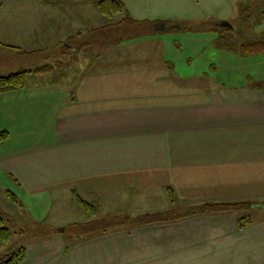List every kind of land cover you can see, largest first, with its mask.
<instances>
[{"label":"crops","instance_id":"1","mask_svg":"<svg viewBox=\"0 0 264 264\" xmlns=\"http://www.w3.org/2000/svg\"><path fill=\"white\" fill-rule=\"evenodd\" d=\"M73 41L63 45L68 50L62 54L87 48L83 43L76 50ZM104 52L92 66L57 63L58 75L51 67L28 75L23 89L0 94V131L10 132L8 125L16 124L36 137L41 98L49 104L53 127L45 146L26 136L15 143L10 132L0 147V175L28 199L48 191L52 203L65 197L72 209L83 211L74 199L78 195L96 207L92 221L105 219L98 218L100 208L120 215L134 204L148 205L136 197L154 200L157 192L151 191L157 188L167 195V182L186 204L245 203L256 218L245 217L250 222L241 229L238 211L105 232H66L68 224L39 238L49 243L31 256L39 257V264H264V86L213 88L204 95L199 89L193 92L198 100L170 102L169 81L150 84L163 83L169 67L166 73L144 72L129 59L126 65L115 63ZM47 73L51 79L43 77ZM177 111L182 113L171 117ZM112 217L107 219L136 218ZM28 258L26 249L21 264Z\"/></svg>","mask_w":264,"mask_h":264},{"label":"rangeland","instance_id":"2","mask_svg":"<svg viewBox=\"0 0 264 264\" xmlns=\"http://www.w3.org/2000/svg\"><path fill=\"white\" fill-rule=\"evenodd\" d=\"M99 1L0 0V76L19 70L33 72L44 66L56 68L58 75L60 67L57 63L66 65L70 62L72 65L73 60H77L79 64L75 63V67H88L92 66L98 52L105 51L107 59H116L113 60L115 63L124 65L129 59L141 65L144 72L152 70L166 73L169 67L174 73L166 75L163 83L155 79L150 84L155 83L157 86L160 83L162 87L169 81L168 86L173 90H170L171 96L166 99L170 102L198 100V95L193 92L199 89L204 95L208 89L213 88L229 90L250 85L264 86V53L242 56L235 51L244 42L264 41V0H120L126 12L112 18L99 14ZM126 15L137 22L154 23L152 28L155 30L149 31L146 28L149 32L143 35L132 38L130 33L125 37L120 25H112H116ZM171 26L186 27L188 30L165 32L166 27ZM69 37L74 38L75 42L72 39L65 40ZM113 40H122L117 45L119 47H108V43ZM72 41L76 46L85 43L87 48H83L81 54H62L68 50L63 45H72ZM9 45L20 46V49L4 47ZM43 77L51 79L52 73ZM179 87L186 89L184 95L177 94ZM40 101L43 105L40 115L42 128L37 133L40 137H30L27 130L11 124L8 126L15 143L25 136L39 139L42 146L50 142L53 127L50 123V110L46 107L49 104L45 98ZM180 113L177 111L170 114L174 117ZM173 190L176 207L184 206L177 209L185 211L191 204L185 207L186 202L181 200L179 191ZM153 191L157 192L154 200L151 196L146 200L136 197L141 203L150 202L148 205L134 204L121 210L120 215L119 211L115 214L114 209L100 208L98 218L108 220L114 215L134 218L171 207L164 191L159 188ZM9 194L16 200L13 201ZM49 196V192L45 191L28 199L13 183L0 175V216L11 233L8 244L0 242V259L11 250L16 252L24 247L29 253L27 264H31V259L36 258L31 253L36 252V247L49 243L39 239L45 234L60 233L59 230L73 223L81 225L78 231H88L90 226L85 224L92 222L93 215L72 209L65 197H59L57 202L52 203ZM64 210L67 214L62 213ZM238 212H241V218H256V215L250 214V209L240 208ZM67 228L66 232H78L72 231V226L69 230ZM52 248L55 250L54 246ZM67 248L63 249L64 254ZM58 258V261L65 260ZM40 262L39 257L34 260L35 264Z\"/></svg>","mask_w":264,"mask_h":264},{"label":"trees","instance_id":"3","mask_svg":"<svg viewBox=\"0 0 264 264\" xmlns=\"http://www.w3.org/2000/svg\"><path fill=\"white\" fill-rule=\"evenodd\" d=\"M44 1V0H40ZM97 10L101 16L104 17H115L117 15H120L122 13H125V6L120 0H100L97 3ZM262 19L264 20V13L262 14ZM121 27L122 31L125 34V37L132 33V38L138 37L140 35L145 34L149 31H154L152 27L155 26L154 23H150L147 21L143 22H137L127 15L124 16L116 25H112L113 27ZM146 28H149L146 31ZM174 30H188V28L179 27V26H171L166 27L165 32L174 31ZM92 33V32H90ZM98 40V39H97ZM116 40H113L108 43L109 46L118 45L122 40H119L115 42ZM84 47V45L82 46ZM79 46H76L75 49L78 50L82 48ZM11 49H14L13 47H8ZM17 49V48H16ZM238 54L242 56H252V55H259L264 53V41L255 40L252 42H244L240 45L238 49L235 50ZM24 54H31V53H24ZM51 70V67L44 66L42 68L36 69L33 72L25 71V70H19L15 73L9 74L7 76H0V94L8 93L16 90L23 89L26 86L27 78L29 74H39V73H46ZM9 137V133L7 131H0V147L3 143L7 141ZM166 192L168 195L169 203L171 204V207L165 211L157 212L153 214H146L139 217H136L135 219H125L123 221H117L114 219L111 220H102V221H92L88 224L90 228H87L88 231L83 232H105L110 230V228L113 226H119V225H129V226H147L154 223L159 222H166V221H172L181 217H186L190 215H197V214H211L216 212H229V211H238L243 208H246L245 203H230V202H214V203H199L195 205H190L188 208L181 212L177 209L175 204V195L173 189L166 188ZM11 199L15 201V197L12 194H9ZM75 202L77 205L85 212L89 213L90 215L96 214V207L92 204L82 200L78 195L74 196ZM188 204H185V207ZM184 207V206H183ZM181 212V213H180ZM248 218H241L238 220V227L239 229L243 228L247 223H249ZM73 227L72 231H78L79 227L81 225L78 224H72L68 227ZM112 227V228H113ZM69 228H67L69 230ZM23 232V231H22ZM82 232V231H78ZM46 235V234H45ZM44 235V236H45ZM11 240V233L10 230L4 226V222L2 217L0 216V242L2 244H8ZM11 250V249H10ZM26 258V249L24 247H20L16 252H9L8 254H5L0 259V264H21L24 262Z\"/></svg>","mask_w":264,"mask_h":264}]
</instances>
